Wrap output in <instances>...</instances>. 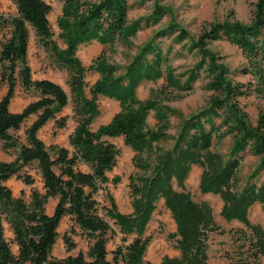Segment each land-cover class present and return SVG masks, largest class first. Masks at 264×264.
<instances>
[{
	"label": "trees",
	"instance_id": "16d2710c",
	"mask_svg": "<svg viewBox=\"0 0 264 264\" xmlns=\"http://www.w3.org/2000/svg\"><path fill=\"white\" fill-rule=\"evenodd\" d=\"M12 1L14 13L0 10V83H7V91L0 98V142L5 151L13 149L15 153L10 161L0 159V264H143L150 239L144 234L146 223L160 197L175 222V230L166 237L179 255H164L157 264H207L210 234L224 230L214 221L209 203L194 199L186 189L184 180L191 164L200 167L198 190L217 194L221 200L219 215L242 225L230 229L236 235L230 234L231 251L226 257L233 264H264V228L247 215L255 202L264 213V178L257 182L264 170V103L258 107L255 125H251L238 100L249 89L264 98V0L252 2L249 21L227 17L200 32L187 47L196 49L198 59L178 73L170 64L171 42H182L188 34L173 19L156 29L123 65L109 61L100 51L84 66L76 53L79 44L92 39L107 45L119 41L131 47L136 31L142 25L156 24L166 11L156 1L149 14L127 22L126 0H59L55 35L48 20L47 1ZM30 30L48 63L64 70L69 93L55 81L32 76ZM164 36L170 40L165 48ZM216 39L241 50L246 58L241 71L251 75L252 83L233 82L227 77L225 65L206 47L208 41ZM87 70L98 73L91 83L85 81ZM201 71L206 78L204 87L213 93L206 105L181 117L171 135L167 131L169 117L175 110L159 97L138 99L135 89L143 80L161 77L162 87L186 92ZM17 83L24 90L34 89L37 97L13 112L9 103ZM99 96L116 99L119 109L108 122L92 129L90 123L100 111ZM67 103L74 121L67 135L68 146L46 145L37 131L48 119L54 120L55 127L64 126L66 116L59 112ZM150 110L156 121L153 127L146 121ZM32 114L36 116L24 129L25 141H20L14 131ZM226 135L231 136L227 152L212 150L213 139ZM112 136H121L133 151L136 171L128 175L129 213L119 211L108 192V183L119 181L118 175L109 178L107 174L119 152L107 139ZM167 139H171L170 145L162 146ZM245 149L258 161L239 185L237 169ZM30 162L36 163L41 190L32 187L26 200L22 194L15 195L5 181L16 175L32 184V174L21 172ZM99 191L104 192L107 204L98 201ZM48 197L56 198L50 214L45 211ZM64 214L87 239V247L85 252L54 257L50 249ZM104 215L112 218L117 228ZM3 219L14 233L17 254L4 237ZM117 233L121 241L106 257V243ZM127 234L131 239L126 242ZM236 237L240 239L235 243ZM63 239L66 249L74 246L67 236Z\"/></svg>",
	"mask_w": 264,
	"mask_h": 264
},
{
	"label": "rangeland",
	"instance_id": "374dc122",
	"mask_svg": "<svg viewBox=\"0 0 264 264\" xmlns=\"http://www.w3.org/2000/svg\"><path fill=\"white\" fill-rule=\"evenodd\" d=\"M50 4V11L48 13V20L50 26L54 32L58 30L55 18L60 12L61 2L59 0H45ZM162 5L166 8V11L160 18V20L150 26H141L131 38L132 45L126 48L119 41H115L111 45L97 43L95 40H90L87 43H81L78 45L76 53L84 66L88 65L89 62L94 58L96 54L103 51L104 55L111 62L119 65L125 64L130 56L135 52L137 47L142 44L156 29L164 26L167 21L173 19L181 27L185 28L188 38L182 42H171L170 49V64L174 68L175 72L178 73L191 66L198 59V53L195 48L190 50L187 49L188 45L193 42L197 35L204 29L208 28L209 25L214 21H221L225 18H236L241 21H249L252 12V2L255 0H126L127 11L126 21L129 22L135 18H142L143 16L150 13L153 2ZM0 10L5 13H14L16 11L15 4L12 0H0ZM6 30L3 32L5 33ZM6 34H8L6 32ZM29 57L32 62L31 66L35 71V76L39 77L42 75H48L58 80L64 90L69 93L68 87L65 83V73L63 69H59L50 65L47 61L44 51L40 45L36 43L33 38V31L29 32ZM163 48L170 41L168 36L162 37ZM206 47L216 56V61L225 65L227 68V77L231 81L238 82H250L253 79L249 73H244L241 68L246 65V58L242 54L241 50L234 44L229 43L224 39L210 40L207 42ZM33 76V75H32ZM34 77V78H36ZM94 79V73L87 70L85 73V81L91 83ZM206 82L203 71L200 72L197 79L192 83V88L186 92L176 93L175 90L169 87H162L164 81L162 78L155 79L153 81H143L137 88L136 95L138 99H145L150 96L159 97L163 103L170 106L175 110L173 115L169 117V128L168 133L173 135L177 129L178 121L181 117H185L193 111L207 104L209 96L213 93V90L204 87ZM1 84V83H0ZM250 88H252L250 86ZM36 97V91L30 89L28 95L26 94L23 98L34 100ZM106 97V96H104ZM109 98V97H108ZM240 106L246 112L248 120L251 125H255L257 110L260 105L264 103V98L257 95L252 89H249L244 95L238 96ZM100 109L99 114L91 121L90 127L94 129L99 124L108 122L113 113L118 109V104L113 101H108L101 98L98 102ZM70 103L66 104L61 114L66 116L64 126L55 127L54 120L48 119L47 122L38 129L37 134L48 145L50 143H56L61 145L67 143L68 133L74 126V121L70 116ZM36 115H29L20 128L16 129L14 133L18 135L20 141H25L24 129L30 121ZM56 116H59L56 115ZM147 122L149 126L155 125V119L152 112L147 116ZM115 146L119 152L116 156L115 164L108 171V176L111 178L113 175L119 176V181L116 183H108V192L112 195L116 207L121 212H128L130 209V195L128 190V175L135 173L136 169L132 165V154L131 149L124 144L120 136L113 138ZM171 139H167L166 142H162V146H169ZM231 143V136L226 135L223 138L217 140L213 139L211 149L226 153ZM68 144V143H67ZM68 146V145H67ZM14 150L5 151L0 147V159H14ZM258 158L256 155L250 153L248 149L242 152V157L237 169V178L239 185L243 184L246 180V176L249 171L255 166ZM81 167V166H80ZM21 172H28L34 177L32 184H26L23 180L16 175H12L5 182L9 185L15 195L22 194V196L29 200V193L32 187H36L41 190V181L38 171L36 170V163L30 162L25 165ZM200 167L198 165H192L186 179L184 180L185 187L194 197V199H203L207 201L211 207L214 221L224 230L222 233L214 231L210 234L208 242L207 254L209 256L208 264H233L226 257L230 255L231 251V228L241 227L239 223L235 221H226L219 215V209L221 206V200L217 194L210 192L201 193L197 188L198 175ZM264 178V170H262L257 176V182ZM100 204H107V199L103 191H99L97 196ZM56 198L48 197L45 204V211L48 213L52 212ZM248 218L252 222H258L264 228V213L260 209L258 202L253 203L248 209ZM156 216L162 218V222L167 228V223L164 220V216L167 214L162 210V207L157 209ZM114 228H117L113 223V219L108 216H103ZM155 217V216H154ZM3 231L4 237L8 242L10 249L14 254L18 253V245L14 239V233L10 228L9 223L3 219ZM162 229V228H161ZM245 229V228H244ZM57 235L51 246L50 253L54 257H63L67 254H75L79 250L85 252L87 247V239L82 235L80 229L76 224L73 223L69 215L64 214L56 227ZM156 231L157 229L154 228ZM158 231V230H157ZM153 233V232H152ZM151 233V234H152ZM67 236L71 240L74 246L70 249H66L63 236ZM150 236V235H149ZM154 239L149 241L144 252V263L155 262L161 253L170 252L173 250V243L162 236H153ZM131 239V235L127 234L125 241ZM240 238H235V243L239 242ZM121 241L115 235L109 238L107 242V248L113 249ZM124 241V242H125ZM109 256V254H108Z\"/></svg>",
	"mask_w": 264,
	"mask_h": 264
},
{
	"label": "crops",
	"instance_id": "0c3cea01",
	"mask_svg": "<svg viewBox=\"0 0 264 264\" xmlns=\"http://www.w3.org/2000/svg\"><path fill=\"white\" fill-rule=\"evenodd\" d=\"M33 38L35 39V34H34V32H33ZM169 38V37H168ZM92 40H94V39H92ZM96 41V40H95ZM97 42V41H96ZM29 43H30V40H29ZM28 43V61H29V64L31 65L32 64V62H31V60H30V57H29V46H30V44ZM85 43H87V42H85ZM97 43H99V42H97ZM83 44V43H82ZM31 68H32V66H31ZM93 73H94V79H93V81L97 78V76H98V73L97 72H95V71H92ZM35 71H34V69L32 68V75H33V77H36L35 75ZM36 78H47V79H50V80H52V81H55V82H57L58 84H60L61 86H62V84L58 81V80H56L54 77H52V76H48V75H42V76H39V77H36ZM161 77H159V78H157V79H160ZM92 81V82H93ZM144 81V80H143ZM143 81H141V82H143ZM145 81H149V80H145ZM140 82V83H141ZM140 84H138L137 85V87H136V89H135V92L137 91V88H138V86H139ZM63 87V86H62ZM64 88V87H63ZM30 90V89H29ZM29 90H24L23 89V87L19 84V83H17L16 84V86H15V90H14V95L12 96V98H11V101H10V103H9V109L11 110V111H13V112H16V111H20L28 102H30V99H24L23 97L27 94L28 95V91ZM6 91H7V83L4 81V82H2L1 84H0V98L6 93ZM137 96V95H136ZM36 97H37V95H36ZM36 97H35V99H36ZM101 98H104V99H106V100H108L109 102L110 101H113V102H115V103H117L118 104V109H119V103H118V101L116 100V99H114V98H108V97H104V96H99V98H98V102H99V100L101 99ZM64 107H66V105L64 106ZM64 107H62V109H61V111L59 112V114H66L67 112H65V113H63L62 111H63V109H64ZM117 109V110H118ZM116 110V111H117ZM115 111V112H116ZM70 112V110L68 111V113ZM114 112V113H115ZM150 112H152L151 110L148 112V114H147V116L149 115V113ZM113 113V114H114ZM35 115V114H34ZM147 116H146V121H147ZM35 118V117H34ZM33 118V119H34ZM32 119V120H33ZM155 119V118H154ZM109 121V120H108ZM31 122V121H30ZM29 122V123H30ZM47 122V121H46ZM45 122V123H46ZM44 123V124H45ZM43 124V125H44ZM147 124H148V122H147ZM149 125V124H148ZM40 129V128H39ZM114 137H116V136H112V137H107V139L108 140H110V141H112L113 142V138ZM121 137V136H120ZM122 138V137H121ZM65 140L67 141V138H65ZM114 143V142H113ZM61 145H63V146H66L67 145V143H62ZM128 146V145H127ZM0 147H2L1 146V142H0ZM129 147V146H128ZM130 148V147H129ZM132 151V150H131ZM133 152V151H132ZM2 160H4V159H2ZM7 161H10V159H7ZM192 165H196V164H191L190 165V168H189V170H188V173H189V171H190V169H191V167H192ZM187 173V174H188ZM199 176V175H198ZM186 177H187V175H186ZM186 177H185V179H186ZM187 189V188H186ZM204 193H206V192H204ZM203 194V193H202ZM193 197V196H192ZM194 198V197H193ZM160 207H162V210H163V213L165 212L166 214H167V216H164L163 218H164V220L166 221V223H167V228H165V226H164V224H163V220H162V218L160 217V216H156V212H157V209L158 208H160ZM131 211V206H130V209H129V211L128 212H123V213H129ZM51 213V212H50ZM49 212H48V214H50ZM155 216V217H154ZM222 218V217H221ZM223 219V218H222ZM224 220V219H223ZM229 221H235L236 223H239L240 224V226L242 227V225H241V223L238 221V220H236V219H231V220H229ZM228 221V222H229ZM154 228H156L157 230L155 231L154 230ZM162 228V229H161ZM175 230V222H174V220L171 218V216H170V213H169V211H168V209L167 208H165L164 207V205H163V203H162V198L160 197V198H158L157 199V201H156V207L154 208V210L152 211V214H151V217H150V219L148 220V222L146 223V227H145V231H144V234H147V235H150V239H149V241L150 240H152V239H154V235H156V236H162L161 238H162V240H163V238H166L167 240H170V239H168L167 237H166V234L168 233V232H173ZM153 232V233H152ZM152 233V234H151ZM118 239L120 238V233H117L116 235H115ZM170 241H172V240H170ZM118 242H119V240H118ZM172 243H173V241H172ZM148 244H149V242H148ZM147 244V245H148ZM106 245H107V243H106ZM106 250H107V254H106V257H109L108 256V254H109V251L111 250V249H108L107 248V246H106ZM164 255H167V256H178L179 255V250L177 249V248H175L174 246H173V250L172 251H168V252H166V253H161V255H160V257H158V259H157V261H155V262H153V263H159L160 262V260H161V258L164 256ZM144 257V256H143ZM208 260H209V256H208V258H207V264H208Z\"/></svg>",
	"mask_w": 264,
	"mask_h": 264
}]
</instances>
